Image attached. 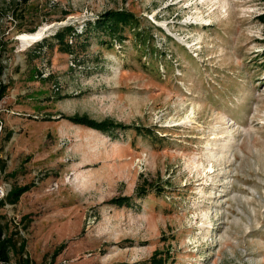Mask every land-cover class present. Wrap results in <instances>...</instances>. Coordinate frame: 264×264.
I'll list each match as a JSON object with an SVG mask.
<instances>
[{
    "label": "rangeland",
    "instance_id": "rangeland-1",
    "mask_svg": "<svg viewBox=\"0 0 264 264\" xmlns=\"http://www.w3.org/2000/svg\"><path fill=\"white\" fill-rule=\"evenodd\" d=\"M0 66L5 264H264V0H0Z\"/></svg>",
    "mask_w": 264,
    "mask_h": 264
},
{
    "label": "trees",
    "instance_id": "trees-1",
    "mask_svg": "<svg viewBox=\"0 0 264 264\" xmlns=\"http://www.w3.org/2000/svg\"><path fill=\"white\" fill-rule=\"evenodd\" d=\"M132 15H129V13L119 11V12H111L103 17V19H100L98 23L101 24L102 27L109 28L111 31H114L113 29L120 28L122 24H128L131 21ZM99 24V26H100ZM132 25V23L128 24ZM37 29L33 28L30 30L31 33L35 32ZM56 39L58 40L59 46H62L64 50H69L73 46L72 42L70 40H73L74 38L78 40V36L75 33V31L72 29V27H64L57 31L55 34ZM51 44V43H50ZM53 44V43H52ZM3 74L2 66H0V77ZM8 89L7 85H2L0 82V97L4 96ZM72 121L76 123H80L89 127H92L94 129L98 130H106V128L112 126L110 123L107 122H99L96 121L86 115L83 116H74L70 118ZM106 124V125H105ZM19 189H12L7 196L4 199H1L0 206L4 205L5 200H7L10 203H15L19 200L20 196L26 192L28 189L27 187H15ZM17 194V195H16ZM2 215H0V262L1 264L9 263L11 260V253L13 251V240L12 236L5 233L4 224L1 222Z\"/></svg>",
    "mask_w": 264,
    "mask_h": 264
},
{
    "label": "bare ground",
    "instance_id": "bare-ground-1",
    "mask_svg": "<svg viewBox=\"0 0 264 264\" xmlns=\"http://www.w3.org/2000/svg\"><path fill=\"white\" fill-rule=\"evenodd\" d=\"M43 36V30L41 31H37V32H33V33H29V34H24L22 36V39L25 41H29V40H38Z\"/></svg>",
    "mask_w": 264,
    "mask_h": 264
}]
</instances>
